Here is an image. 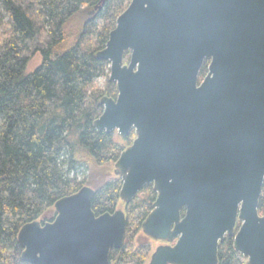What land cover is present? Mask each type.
<instances>
[{
    "label": "water",
    "instance_id": "95a60500",
    "mask_svg": "<svg viewBox=\"0 0 264 264\" xmlns=\"http://www.w3.org/2000/svg\"><path fill=\"white\" fill-rule=\"evenodd\" d=\"M96 57L118 97L101 100L94 127L136 135L114 165L120 199L147 185L158 195L142 225L161 243L148 264H219L226 237L247 264H264V0H132ZM94 195L84 187L56 203L53 222L24 226L23 261L109 264L126 214L97 217Z\"/></svg>",
    "mask_w": 264,
    "mask_h": 264
},
{
    "label": "trees",
    "instance_id": "16d2710c",
    "mask_svg": "<svg viewBox=\"0 0 264 264\" xmlns=\"http://www.w3.org/2000/svg\"><path fill=\"white\" fill-rule=\"evenodd\" d=\"M131 1L105 0L96 9L103 0H0V24L7 20L0 31V264H27L18 242L21 229L53 222L56 203L84 187L95 191L97 217L114 214L120 205L126 214L123 248L111 251L109 264L150 260L152 241L142 225L158 195L147 185L124 204L122 181L109 170L133 144L135 132L123 138L94 127L104 112L101 100L118 97L110 63L96 56ZM38 54L41 65L27 74ZM130 57L125 54V63ZM209 64L204 62L200 81ZM100 79L106 80L103 89L96 85ZM259 214L264 216V185ZM218 258L219 264H247L229 237Z\"/></svg>",
    "mask_w": 264,
    "mask_h": 264
},
{
    "label": "rangeland",
    "instance_id": "374dc122",
    "mask_svg": "<svg viewBox=\"0 0 264 264\" xmlns=\"http://www.w3.org/2000/svg\"><path fill=\"white\" fill-rule=\"evenodd\" d=\"M94 12V11H93ZM91 14V13H90ZM93 14V13H92ZM4 16V15H3ZM0 18H1V15H0ZM7 20H5V22H6ZM5 22H4V24L2 25V24H0V31H2L3 29H4V25H5ZM41 63H42V56L40 55V54H38V55H36L32 60H31V62L29 63V65H28V67H27V70H26V72H27V74L29 73V74H31V73H33L40 65H41ZM110 78V77H109ZM105 84H106V80L105 79H100L98 82H97V86L99 87V88H101V89H103V88H105ZM116 133H118L117 131H115ZM134 142V141H133ZM130 147V146H129ZM109 170H110V173L114 176L115 175V173H114V171H115V168H114V165H111V166H109ZM84 175L85 176H88L89 175V173H88V171L85 169L84 170ZM116 176V175H115ZM93 189V188H92ZM94 190V189H93ZM120 209L122 210L123 209V205H120ZM53 213H50L49 214V217H52L53 215H52ZM55 214H56V212H55ZM46 223H48V222H46ZM45 223V224H46ZM151 240V239H150ZM161 245V243H157V242H153L152 241V248H153V252L155 251V249L158 247V246H160ZM151 257V256H150ZM149 262V261H148Z\"/></svg>",
    "mask_w": 264,
    "mask_h": 264
},
{
    "label": "flooded vegetation",
    "instance_id": "af4514ba",
    "mask_svg": "<svg viewBox=\"0 0 264 264\" xmlns=\"http://www.w3.org/2000/svg\"><path fill=\"white\" fill-rule=\"evenodd\" d=\"M206 61V60H205ZM204 61V62H205ZM208 61H210V60H208ZM211 62V61H210ZM203 65H204V63H203ZM209 66H210V64H209ZM203 67V66H202ZM201 70H202V68H201ZM201 70H200V73H201ZM200 73H199V77H200ZM209 74V67H208V72H207V74L205 75V77H204V79L207 77V75ZM199 83H202V81H200V78H199ZM133 132V131H132ZM131 134V133H130ZM129 134V135H130Z\"/></svg>",
    "mask_w": 264,
    "mask_h": 264
}]
</instances>
